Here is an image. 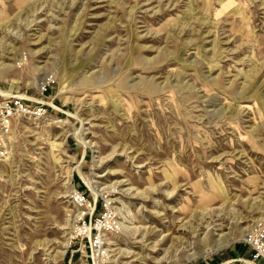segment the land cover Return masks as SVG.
Segmentation results:
<instances>
[{
  "label": "rangeland",
  "instance_id": "obj_1",
  "mask_svg": "<svg viewBox=\"0 0 264 264\" xmlns=\"http://www.w3.org/2000/svg\"><path fill=\"white\" fill-rule=\"evenodd\" d=\"M4 96L0 264H264V0H0Z\"/></svg>",
  "mask_w": 264,
  "mask_h": 264
},
{
  "label": "built area",
  "instance_id": "obj_2",
  "mask_svg": "<svg viewBox=\"0 0 264 264\" xmlns=\"http://www.w3.org/2000/svg\"><path fill=\"white\" fill-rule=\"evenodd\" d=\"M21 101L19 97L11 98V96H4L0 99V159L5 150L6 139L10 132L12 120L15 114L22 109ZM249 242L252 244L254 251L256 250L255 254L260 253L264 255V219L259 221L256 231L249 237Z\"/></svg>",
  "mask_w": 264,
  "mask_h": 264
},
{
  "label": "bare ground",
  "instance_id": "obj_3",
  "mask_svg": "<svg viewBox=\"0 0 264 264\" xmlns=\"http://www.w3.org/2000/svg\"><path fill=\"white\" fill-rule=\"evenodd\" d=\"M79 167V166H78ZM219 247V246H218Z\"/></svg>",
  "mask_w": 264,
  "mask_h": 264
}]
</instances>
